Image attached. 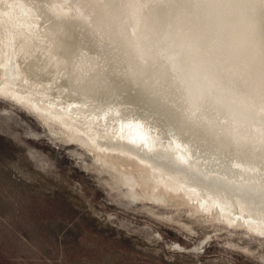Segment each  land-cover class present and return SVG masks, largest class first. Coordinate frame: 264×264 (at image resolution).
Wrapping results in <instances>:
<instances>
[{"label": "bare ground", "instance_id": "6f19581e", "mask_svg": "<svg viewBox=\"0 0 264 264\" xmlns=\"http://www.w3.org/2000/svg\"><path fill=\"white\" fill-rule=\"evenodd\" d=\"M0 96L131 197L264 234V0H0Z\"/></svg>", "mask_w": 264, "mask_h": 264}, {"label": "rangeland", "instance_id": "374dc122", "mask_svg": "<svg viewBox=\"0 0 264 264\" xmlns=\"http://www.w3.org/2000/svg\"><path fill=\"white\" fill-rule=\"evenodd\" d=\"M9 101L0 99V264H264V234L241 219L131 197L82 138Z\"/></svg>", "mask_w": 264, "mask_h": 264}]
</instances>
